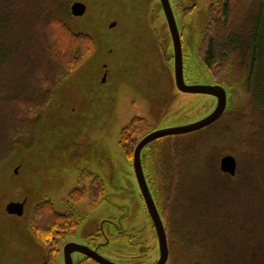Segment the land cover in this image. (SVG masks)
<instances>
[{
	"label": "rangeland",
	"instance_id": "1",
	"mask_svg": "<svg viewBox=\"0 0 264 264\" xmlns=\"http://www.w3.org/2000/svg\"><path fill=\"white\" fill-rule=\"evenodd\" d=\"M81 1L88 4V11L78 23L93 39V52L55 88L53 99L27 144L21 145L23 139L19 142L16 133L9 135L16 140L12 147L6 146L7 154L0 162V264H42L44 248L28 229L32 209L43 198H50L55 210L64 212L69 191L79 185L77 171L83 167L101 179L103 201L92 206L86 194L75 204L79 224L69 239L95 247L96 242L108 238V232L123 230L147 242L133 245L123 237L115 238L105 243L100 252L118 264H137V260L149 263L144 253L149 246L152 251L154 240L132 165L125 160L118 142L119 132L135 116L143 117L151 130L191 124L207 116L209 103L214 101L209 95L185 94L174 88L170 69L159 59V51L146 45L151 42L149 36L154 39L152 31L130 37L122 33L124 26H150L149 14L157 15L151 0ZM215 1L192 0L195 8L185 20L184 41L191 57V79L200 85L209 84L210 77L196 49L207 23V9ZM231 5L232 23L226 30L229 37L235 31L233 25L241 26L242 34L247 32L254 15L249 0H231ZM34 17L28 0H0V132L5 128L10 98L25 87L31 66L27 58L34 54ZM111 19H117L118 24L106 28ZM72 25L73 22L70 28L76 32ZM262 36L259 43L263 45V56ZM231 62L229 56L216 76L239 88L238 94L232 92L229 96L230 106L243 105L245 118L251 117L252 112L257 118L258 93H254V85L250 86L245 74L233 72ZM256 77L264 83V60ZM260 95L258 98H262ZM225 120L226 117L223 122H227V130L230 121ZM258 124L250 153H224L219 157L234 156L235 173L242 175L239 182L230 184L228 174L199 177L191 191V198L197 200L200 208L205 204L212 211L207 220L210 230L205 227L206 219L200 218L196 207L187 202V192L179 201L161 202L167 218L169 247L165 264H197L201 254L210 252L215 240L212 235L216 234L229 249V256L237 259L235 264H264V108L259 111ZM18 125L19 118L17 128ZM179 135L166 136L161 147L189 137ZM146 149L141 153L144 160ZM84 184L88 186V181ZM11 201L24 202L22 215L6 213L5 205ZM101 226L105 234L94 237ZM206 229L209 232L205 233ZM201 238L204 244L199 242Z\"/></svg>",
	"mask_w": 264,
	"mask_h": 264
},
{
	"label": "trees",
	"instance_id": "2",
	"mask_svg": "<svg viewBox=\"0 0 264 264\" xmlns=\"http://www.w3.org/2000/svg\"><path fill=\"white\" fill-rule=\"evenodd\" d=\"M28 1L36 15V18L34 17L35 32L32 35L33 46L31 47L34 54L30 53L27 58V64L31 63V66L27 69L25 87L10 98L7 106L5 128L0 132V162L7 154V152L5 153L6 146L12 147L16 137L19 142L23 139L20 142L21 145L27 144V139L32 138L31 132L33 133L36 129L42 113L52 101L55 88L80 64L84 57L94 50V41L89 35L75 33L70 28L72 17L67 0ZM214 6L207 12V23L197 55L206 67L212 83L218 80L217 84L239 90L236 86L226 83L227 81L222 82L216 76V72L224 68L230 56L233 72L238 75L245 74L250 86L254 85V93L257 92L258 97L259 94L262 96V98H258L256 95L255 106L259 117V111L264 108V83L256 75L264 60V54L262 56L261 53L263 45L259 43L262 34H264V7L255 21L254 27L248 28L245 32L246 35L242 34L240 25V27L233 25L235 31L229 37L226 30L232 23L231 0H224V3L220 1L218 5ZM227 37H229L228 41ZM255 81L258 83L256 86ZM242 108L243 105L238 108L228 106L217 120L193 131L197 134L192 136L189 134L193 132L182 134L181 136L188 135L189 137L173 140L164 148L161 147V142L166 136L155 139L145 146L147 148L144 152L146 160L141 154L143 173L144 176L147 174L151 194L158 204V209L161 211L166 225L167 218H165L161 202L179 201L182 199V194L187 192V202L196 207L200 218L206 219L205 227H210L211 223H208L207 220L211 217L212 211H209L205 204L203 208H200L197 200L193 201L191 198V191L199 177L224 174L218 168V160L222 154H248L251 152L249 148L253 145L254 134L259 130L258 117L256 118L252 112L249 114L251 117L246 116L245 118ZM17 117L19 118L18 128L16 126ZM224 117L230 121L227 130L225 128L227 122H223ZM148 126L143 117L135 116L119 132V145L125 160L131 165L135 145L144 135L152 131ZM12 132L16 133V137L9 136ZM249 137L251 139L246 142ZM82 171H79V173H84L80 174V179L92 177L87 169ZM226 176L230 184L239 182L242 177L239 172L232 177ZM99 180V186L102 185L103 188V184H100L102 181ZM93 182L97 184V178H94ZM83 196L81 190L76 194H69L70 200L75 202ZM89 197L93 200L91 197L95 198L96 196L90 194ZM98 197L99 195L96 198L98 199ZM38 208L40 210L39 217H33L31 224L34 236L40 243L48 246L49 242L46 240L55 235L57 247L61 246L58 242L59 239L70 232L73 233L76 225H66L67 218L54 212L47 203L39 205L36 210ZM199 208L206 209V211L201 212ZM209 230L206 229L205 233ZM203 236L206 235L203 234ZM212 236L215 237V240L211 244L210 252L201 254L197 264H235L237 259L229 256L230 251L223 246L222 240L219 239L220 236L218 234ZM199 242L204 244V239H199ZM205 247L207 248V246Z\"/></svg>",
	"mask_w": 264,
	"mask_h": 264
},
{
	"label": "flooded vegetation",
	"instance_id": "3",
	"mask_svg": "<svg viewBox=\"0 0 264 264\" xmlns=\"http://www.w3.org/2000/svg\"><path fill=\"white\" fill-rule=\"evenodd\" d=\"M68 1L70 2L69 3V11H70V14L72 17V22H73L72 27H74V29L77 30L76 32L74 30L73 31L75 33H78V34L89 35L84 30L85 26H81V23H78L79 19L87 13V11H88L87 5L88 4L82 2L81 0H68ZM167 1L169 3L171 13H172V18L174 20V23H175V26H176V29L178 32V37L180 40L183 81L186 85L198 84L197 82H194L191 79V77H193V75H191V71L189 70V66H188L189 62L191 61V57L188 53V50L186 49V44L184 41V31L186 28L185 20L193 12V10L195 8V4L191 3L192 0H167ZM220 1L224 3V0H216L215 2H213L209 5L207 12L209 11L210 8H214L215 7L214 5H218V3ZM249 1L251 3V9L254 12V15L251 16L250 21H249V28L251 29L254 27L255 21L258 19V17L260 16V14L262 12V9L264 7V0H253V1L249 0ZM74 2H80L84 5L85 9H84V12L82 15L75 16L72 14L71 6ZM151 2L154 5L153 9L157 10V12H156L157 15L152 17L149 14V19L151 22L150 26H145L143 24H139L136 27H127V28H126V26L122 27L123 21H122L121 17L119 16L120 22H122L121 23V27L123 30L122 33L125 36L130 37L134 33H139V32H145L146 33V32L152 31V33L155 34V35L153 34L154 39L152 40L151 36H149L148 39H150L151 42L147 43L146 45H151V48H154V50L157 49L159 51V53H157V52L156 53L158 54L159 59L163 62L164 66L167 69L168 68L170 69V75L172 76L174 88L178 92L185 93V94H200V93L184 92V91H181L177 88L176 81H175V69H174L175 68V61H176V52L174 50L173 37L171 35V31L169 28L168 18H167L165 11H164L163 3L161 0H151ZM246 8H248V5H246ZM118 22L119 21L117 19H111V21H108V23L106 24V28H113L116 26V24H118ZM159 23H160V25H159ZM203 31H204V29L201 31L200 40L197 44L196 51H199L198 49H199V45L201 44V38H202ZM169 69H168V71H169ZM217 83H219L218 80L215 81L213 84H217ZM209 84H211V83H209ZM223 87L225 88V90L227 89L225 86H223ZM226 93H227L226 97L228 98L229 97L228 91ZM203 95H209L214 100L213 102L211 101L209 103V106H211L210 111H209V113H210L215 108V106L217 104V98H216V96L211 95V94H203ZM227 103H228V99H227ZM227 107H228V105L226 106V108ZM226 108H225V110H226ZM142 168H143V165H142ZM86 169L88 170V173H90L92 177H89L88 179L87 178L86 179L85 178L80 179V174H84V173H81V172H83L82 170H86ZM79 171H81V172L79 173ZM146 175L144 176L145 181H146L148 189L151 193L149 182H148ZM94 178H97V184L98 185L94 184V182H93ZM99 179L100 178L98 177V175L95 172H93L92 170H90L88 167H83V168L79 169L77 171V174H76V180H77V183L79 185L69 191L68 199L66 200L67 208L64 212L56 211L50 198H43L42 200H40L38 203H36L34 205L32 212H31V215H30V218H29L28 229H29L30 233L32 234V237L34 238L35 242H37L38 244H40L44 248L45 259L43 260L42 264H58V263L64 264L63 247L67 243H75L77 245H80L81 247L82 246L86 247L85 249L87 251H89L90 253L95 251L100 256L105 257L110 262L118 264V262L116 260L114 261L109 256H105L100 252V249L105 245V243L108 244V242L111 241L112 239L122 238V237L127 239L130 242V244L133 243V245L139 244L141 242H147L146 240H143L140 236H136L135 234H131V233H128V232L123 231V230H117L116 232H114V234H112L111 232H108L107 233L108 238H106V240L104 242H101V243L99 241L96 242L95 247H92L85 242H80L77 240L73 241V240L69 239L70 237H74V235L76 234V231H77L78 224H79V220L75 217V204L77 202H79L86 194H88V195L94 194L96 197H97V195H99L98 199L96 197H95L96 199L94 197H91L93 199V200H91L89 197V202L92 206H95V205L99 204L101 201H103L104 191H103L102 185L99 186V182H100ZM85 181H88V186H86L84 184ZM100 184H102V183H100ZM80 190L83 191L84 196L77 202L71 201L69 198V194L70 193L76 194V193L80 192ZM152 197H153V195H152ZM141 198H142V196H141ZM142 200H143V198H142ZM43 203H45V204L47 203L53 209L54 212H58L60 215L65 216L67 218L66 225H70V224L76 225V229L73 233L70 232L69 234H66V236L61 237L59 239L58 242H60V245H61L59 247H57V245H56L57 242L55 239V235L51 236V238H49V240H46L49 242V244H48V246H45L36 239L33 232L31 231L32 219H33V217L34 218L39 217L38 214H40L39 212L41 210V207H40V210H39V208L36 210V208ZM143 208H144L145 216L148 220L152 239L154 240V248L151 251V247L149 246L144 253V257L146 259L150 260V262L147 264H153L159 258L158 241H157L156 233H155V230L153 227V223L151 221V218L148 214V211L146 209L144 202H143ZM159 212L161 215L160 210H159ZM70 219H72L73 221H69ZM163 219L164 218H162V220ZM163 224H164L165 230H166L165 220H163ZM103 229H104L103 226L98 228V232L95 233L94 237H99V236L104 235L105 233L102 232ZM166 234H167V230H166ZM97 246H99V247H97ZM3 253H5V252H3ZM134 257L135 256L133 255V258ZM11 259H12V257L10 258V260ZM71 259H72V264H101L97 260H95L93 257H90L88 254L82 253L78 250H74L71 252ZM135 263L145 264V263H141V260H137V261H135Z\"/></svg>",
	"mask_w": 264,
	"mask_h": 264
},
{
	"label": "water",
	"instance_id": "4",
	"mask_svg": "<svg viewBox=\"0 0 264 264\" xmlns=\"http://www.w3.org/2000/svg\"><path fill=\"white\" fill-rule=\"evenodd\" d=\"M163 3L164 11L167 15L169 28L171 31V35L173 37V44L174 50L176 52V61H175V81L177 88L184 92L190 93H200V94H211L216 96L217 104L215 108L204 118L193 122L191 124L171 127V128H164V129H155L144 135L135 145L132 157V169L135 176V180L139 189V194L142 196L143 201L148 214L151 218L153 223V227L156 233L157 241H158V248H159V258L153 264H165L168 255H169V247L167 242V234L165 230V226L163 224L162 217L160 215L158 204L156 200L152 197L147 183L145 181L142 163H141V151L142 149L151 141L171 135H179L185 134L189 132H193L199 130L215 120H217L225 111L226 106L228 105L231 108H238L239 106H230L229 97H226V92L228 91L229 96H232V92L238 94L236 88L228 87L226 90L220 84H213L210 80L211 84H193V85H186L183 81L182 77V62H181V48H180V40L178 37V32L172 18L171 9L167 0H161ZM84 5L80 2H74L71 6V12L75 16L82 15L84 12ZM197 53V52H196ZM198 57V55H197ZM199 58V57H198ZM201 61V60H200ZM203 64V63H202ZM205 67V66H204ZM206 69V67H205ZM207 70V69H206ZM208 73V72H207ZM209 75V74H208ZM210 77V76H209ZM228 99V103H227ZM242 105V104H241ZM237 168V162L234 156L231 154H226L222 156L219 160V170L230 176H234ZM17 170L15 169L14 172ZM24 209V202H17L11 201L5 205V211L8 214L12 215H22ZM86 247H81L75 243H67L63 247V255H64V264H72L71 259V252L74 250H78L82 253L88 254L90 257H93L101 264H117L112 263L107 260L105 257L100 256L98 253L93 251L90 253L85 249Z\"/></svg>",
	"mask_w": 264,
	"mask_h": 264
}]
</instances>
